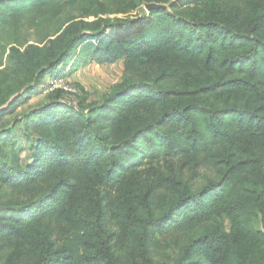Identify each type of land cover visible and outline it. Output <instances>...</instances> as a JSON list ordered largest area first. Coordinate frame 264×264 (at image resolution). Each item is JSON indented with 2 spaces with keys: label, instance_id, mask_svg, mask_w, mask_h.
<instances>
[{
  "label": "trees",
  "instance_id": "1",
  "mask_svg": "<svg viewBox=\"0 0 264 264\" xmlns=\"http://www.w3.org/2000/svg\"><path fill=\"white\" fill-rule=\"evenodd\" d=\"M118 61L101 105L46 83ZM45 92L0 130V264H264V0H0V123Z\"/></svg>",
  "mask_w": 264,
  "mask_h": 264
},
{
  "label": "rangeland",
  "instance_id": "2",
  "mask_svg": "<svg viewBox=\"0 0 264 264\" xmlns=\"http://www.w3.org/2000/svg\"><path fill=\"white\" fill-rule=\"evenodd\" d=\"M148 14L144 8V5H139L135 12L127 15L111 16V18H124L126 16L135 18L137 16H144ZM94 20L93 18L90 21ZM32 33L29 37H32ZM4 65L9 66L7 58H4ZM124 61H118L113 65L99 66L96 64L80 67L76 72L58 81L46 80V83L53 84L57 89L59 85L64 84L68 88L76 90V93L65 92L60 97L78 106L85 108L93 105H101L104 98L119 85L125 76ZM52 87V86H51ZM47 93L34 96L27 104L21 106L16 114L5 118L0 123V130H10L12 127H16L19 143L24 147L29 146V140L24 129V116L29 114L33 109L40 107L48 102ZM28 155L27 152L23 154L24 157ZM227 227L229 225L227 224ZM177 253V250H170L158 254L157 259L162 256L171 255L172 257Z\"/></svg>",
  "mask_w": 264,
  "mask_h": 264
},
{
  "label": "water",
  "instance_id": "3",
  "mask_svg": "<svg viewBox=\"0 0 264 264\" xmlns=\"http://www.w3.org/2000/svg\"><path fill=\"white\" fill-rule=\"evenodd\" d=\"M145 10L147 13H150L152 10L155 9H169V5L159 4V3H146L144 5Z\"/></svg>",
  "mask_w": 264,
  "mask_h": 264
},
{
  "label": "built area",
  "instance_id": "4",
  "mask_svg": "<svg viewBox=\"0 0 264 264\" xmlns=\"http://www.w3.org/2000/svg\"><path fill=\"white\" fill-rule=\"evenodd\" d=\"M54 85L52 84V87H51V91H53V90H55V88H56V86L55 87H53ZM57 89H62V90H64L65 92H69V93H76V90H74V89H71V88H68L67 86H65L64 84H62V85H59L58 87H57Z\"/></svg>",
  "mask_w": 264,
  "mask_h": 264
}]
</instances>
